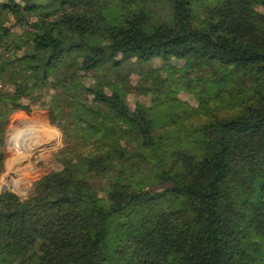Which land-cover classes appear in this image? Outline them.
<instances>
[{
	"label": "trees",
	"instance_id": "1",
	"mask_svg": "<svg viewBox=\"0 0 264 264\" xmlns=\"http://www.w3.org/2000/svg\"><path fill=\"white\" fill-rule=\"evenodd\" d=\"M38 108L60 182L0 193V264H264V0H0V174Z\"/></svg>",
	"mask_w": 264,
	"mask_h": 264
},
{
	"label": "rangeland",
	"instance_id": "2",
	"mask_svg": "<svg viewBox=\"0 0 264 264\" xmlns=\"http://www.w3.org/2000/svg\"><path fill=\"white\" fill-rule=\"evenodd\" d=\"M159 63L160 61L156 60L155 63L152 64V66L148 65L152 67H150L151 70L149 71L150 78L157 73L156 67ZM137 79L138 75L133 74L131 76V80L129 77L124 79V81L126 82H131V86H129L128 89L125 90L128 94V101L131 106H134L137 100H146L147 102L150 101V97L136 94L135 88L133 87V83ZM178 79L181 82L184 81V77L179 76ZM203 93H206V90H203ZM179 101H188L191 104H196L197 102L195 96L186 91H181L178 95L174 97V102ZM47 114L49 115L48 111L43 108L34 109L31 112L16 110L7 119V153L5 160V168L0 174V183L2 184V182H9L6 187L8 189H12L15 192H18L21 195H27L28 193H30L35 183L45 181L36 179L38 174L36 164L39 167H52L54 170H56L57 174L56 178L52 181V183L57 184L60 182L58 172L59 169L62 167V164L55 158V151L61 146H63V135L58 127L50 123L51 121L49 122V120H47ZM111 117L118 121H122V117L117 110H111ZM25 125L33 126L36 132L41 135L40 143L38 142V139V144H36V152L35 155H33L32 157H28L14 148L15 131ZM36 126H40L41 130L39 131ZM46 133H48V135L52 134L54 136V139H51L50 143L46 141L43 137ZM9 138L12 153L9 150ZM20 160H24L22 164L18 163ZM25 167H28L29 169ZM4 188L0 190V193L4 190Z\"/></svg>",
	"mask_w": 264,
	"mask_h": 264
},
{
	"label": "bare ground",
	"instance_id": "3",
	"mask_svg": "<svg viewBox=\"0 0 264 264\" xmlns=\"http://www.w3.org/2000/svg\"><path fill=\"white\" fill-rule=\"evenodd\" d=\"M36 128L40 131L41 127L36 126ZM46 141L49 143L51 142V139H54V136L52 134L48 135V133L44 134L43 136ZM39 139V143L41 140V135L36 132L35 128L33 126H23L22 128L18 129L15 131V136H14V148L18 150L19 152H22L28 157H32L35 155L36 152V144H38L37 140ZM9 147L11 149V144H10V138L8 140ZM12 151V149H11ZM24 160H20L18 163L23 162ZM29 169L28 167H25ZM9 184V182H2L0 183V190L2 188H6V186Z\"/></svg>",
	"mask_w": 264,
	"mask_h": 264
},
{
	"label": "water",
	"instance_id": "4",
	"mask_svg": "<svg viewBox=\"0 0 264 264\" xmlns=\"http://www.w3.org/2000/svg\"><path fill=\"white\" fill-rule=\"evenodd\" d=\"M5 189H8V188L6 187V188H4V190H5Z\"/></svg>",
	"mask_w": 264,
	"mask_h": 264
}]
</instances>
